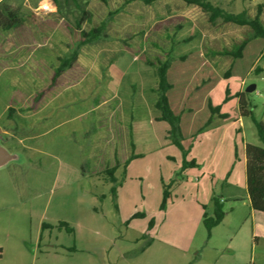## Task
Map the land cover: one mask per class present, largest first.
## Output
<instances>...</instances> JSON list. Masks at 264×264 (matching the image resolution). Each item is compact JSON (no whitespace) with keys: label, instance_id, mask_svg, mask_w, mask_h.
<instances>
[{"label":"rangeland","instance_id":"374dc122","mask_svg":"<svg viewBox=\"0 0 264 264\" xmlns=\"http://www.w3.org/2000/svg\"><path fill=\"white\" fill-rule=\"evenodd\" d=\"M57 1L55 16L31 11L44 0L26 1L21 30L35 21L39 47L26 59L0 60L2 123L4 106L24 96L42 95L48 106L21 119L25 142L23 131L2 142L18 159L0 167V264H264V213L254 217L245 175L246 144L261 142L238 102L245 93L255 120L264 121V39L235 58L230 52L251 29L211 22L184 0ZM209 1L227 12L250 7L252 16L264 3ZM103 22L99 38L81 34ZM168 57L167 97L183 148L156 107L155 67ZM251 84L255 91L246 92ZM209 104L219 109L211 122ZM131 154L140 156L124 167ZM115 164L113 183L106 170ZM165 185L171 197L158 212ZM211 196L223 198L225 216L206 247L211 233L204 223L195 232L191 204ZM191 233L193 248L184 253ZM230 243L240 247V261L221 258Z\"/></svg>","mask_w":264,"mask_h":264},{"label":"trees","instance_id":"16d2710c","mask_svg":"<svg viewBox=\"0 0 264 264\" xmlns=\"http://www.w3.org/2000/svg\"><path fill=\"white\" fill-rule=\"evenodd\" d=\"M57 2V0H54ZM145 4H150L154 0H143ZM189 4L199 5L205 12L209 13V19L211 22H215L217 19H222L226 23H233L239 27H248L251 29L252 34L248 40L241 42V44L235 48V51L230 52L235 58H240L242 56V51L246 44L252 39L263 38L264 39V3L258 4L256 7V13L254 16L250 14V7L244 8L240 13L227 12L218 6H215L209 0H184ZM1 4V0H0ZM3 5V4H1ZM113 12H110L112 15ZM85 18H81L80 22ZM23 20V14L18 10L9 8V6H0V27L3 30L11 29L12 27L18 25ZM106 22H103L99 27L92 29L91 31H82L83 37H88L87 41L91 42L94 39L102 36L105 29ZM173 59L171 57L166 58L164 61H159L155 67L157 74V88L158 92L156 107L161 112V120L166 121L170 124V131L168 132L169 137L172 142L176 144L179 148H183L180 140L181 129L179 127V117L174 113L169 99L167 97L168 91L171 89V85L168 82L169 70L172 66ZM245 93L239 96V107L241 110L240 117H251L256 130L260 146H255L250 143L246 144V177H247V192L250 199L251 209L256 211L264 212V121H257L253 117V112L251 105L245 100ZM211 115L208 122H211L214 115H217L219 109L213 107L209 104ZM129 162V161H127ZM126 162V164H127ZM125 164V165H126ZM115 167L106 170L110 176L113 183L117 182V178L113 175ZM111 192L115 195V188L111 189ZM171 194L169 190V185H165L163 191V201L160 208L165 209L166 205L169 203ZM214 206L211 214L206 212V208L203 206V225L208 230V234L211 233L212 228L220 225L224 219L225 212L223 210L224 204L220 201L218 197L213 198Z\"/></svg>","mask_w":264,"mask_h":264},{"label":"crops","instance_id":"0c3cea01","mask_svg":"<svg viewBox=\"0 0 264 264\" xmlns=\"http://www.w3.org/2000/svg\"><path fill=\"white\" fill-rule=\"evenodd\" d=\"M26 1L27 0H1V4L8 2L7 4H5V6H9V8H12L14 10H18L19 12H21L23 14V20L21 23L12 27L11 29L3 30L0 27V60H5V59L10 60V59L19 58V57H21L22 59H26L27 56L30 57L31 55H33V52L34 51L36 52V48L39 47V42L37 43V41H39L38 39H39V35L41 33L38 30L37 25L33 24V23H35V21L34 22L29 21L28 25L25 24V29L21 30V25L26 22V20H25L26 16L24 14L26 11ZM65 2H66V0H65ZM1 4H0V6H1ZM49 5L52 7H55V9H56L55 12L50 11V14L52 16H55L56 15L55 13H57L59 11L58 10L59 9V2L58 1L55 2L54 0H51V3H49ZM2 7H4V6H1V8ZM41 7H42L41 4L37 5L31 11L34 12L35 10L40 9ZM31 9H32V7H31ZM34 15L36 16V15H40V14H37V12H35ZM35 16H33V17H35ZM2 71H4V70H2ZM2 71H0L1 76H2ZM169 73H170V71H169ZM57 76H58L57 73H55L52 76L51 82L49 81L50 83H49V88L47 89V91L51 92V90L53 89L52 86L56 83V77ZM45 93H47V92H45ZM42 98H43V96L41 95L40 97H38L36 99L32 94V96H28V95L24 96V98H22V100L19 103H16L14 105L9 103L8 105H5L1 115H3L5 113L4 115L6 116L8 114V116H6V118H5L6 121L3 123L0 119V121H1L0 122V132H1V134L5 135L6 137H9L11 139V138H16L17 134L19 132L23 131L22 134H25V136H26V133H25L26 128L25 129L23 128V126H25V125L23 122H20V121L23 117H25V116L28 117L31 110H33V111L35 110L36 112H39L40 110L46 109L48 107L46 105V103H43L41 105ZM33 99L35 101V104H34ZM33 114H34V112H33ZM112 126H113V122H112ZM112 129L113 130L115 129L114 131L112 130L113 131L112 135L115 136L117 134V131H118L117 126L115 128L113 126ZM27 139H28V136L21 137L19 139V142H21V143L25 142ZM23 147H24V145H23ZM115 155H116V153H115ZM138 156H140V155L131 154L129 156V158L125 161L124 167H128L131 160L137 158ZM111 157H113V156L111 155ZM127 161H129V162H127ZM246 161H247V159H246V154H245V163H246ZM126 162H127V164H126ZM114 167H115V170H114L113 175L115 176V173L120 166H119V164H115ZM114 167H112V168H114ZM246 170H247V166H246ZM246 170H245V175H246ZM119 186H122V184H120ZM119 186H117L115 188L116 199L119 197L118 194L119 193L121 194V192H122V189L118 188ZM247 189H248V187H247V177H246L247 200H248V204L251 206ZM215 197L216 196H213V197L211 196L210 199H207L204 202L199 201V199L196 197L194 199L195 201H192L191 207L193 210L195 209L194 213H193L195 232L198 231L199 224L203 223V214L205 212L203 209V206L206 208V212L211 214L213 211V206H214L213 198H215ZM218 198L220 199V201L222 203L224 202L222 197H218ZM156 199H158V205H159L160 204L159 195L157 196ZM162 201H163V195H162ZM162 201H161V205H162ZM119 204L120 203H118V206H120ZM156 207L158 208L157 211L159 212V210H161L160 205H159V207L158 206H156ZM251 210L253 211L254 217H255V212H261V211H256L253 209H251ZM261 213H264V212H261ZM150 214L151 213H148V214L142 213V217L144 219H146L148 216L150 217ZM151 219H152V217L150 218V222H151ZM166 219H168V217ZM155 223H157V220H155ZM155 223H154V225H155ZM151 224L152 223H150V226H148V228H146V231L150 230L149 227H151ZM215 229L216 228L212 229L210 238L208 239L207 243L205 244L206 247H209V245H211V243L214 242L215 235H216ZM254 235H255V233L253 232L252 236H254ZM194 242H195V235L193 233H191L190 238L188 240H186L185 242H183L184 244L181 246V248L179 250H181L184 253H189L191 251V249L193 248ZM232 243H230V245L227 247V250L222 251L221 258H225L227 261H231V262L233 259L236 262V260H239L240 257H242V255L239 254V252L241 250H240V247L237 246V244L233 245ZM212 248H213V250H215V252L218 251L217 247L213 246ZM201 256H202V254H201ZM200 260H203L202 257H200Z\"/></svg>","mask_w":264,"mask_h":264},{"label":"water","instance_id":"95a60500","mask_svg":"<svg viewBox=\"0 0 264 264\" xmlns=\"http://www.w3.org/2000/svg\"><path fill=\"white\" fill-rule=\"evenodd\" d=\"M256 86L251 84L246 88V92L255 91ZM6 141L4 136L0 134V167L8 165L10 162L18 159V156L14 153H11L2 142Z\"/></svg>","mask_w":264,"mask_h":264},{"label":"clouds","instance_id":"9594fccd","mask_svg":"<svg viewBox=\"0 0 264 264\" xmlns=\"http://www.w3.org/2000/svg\"><path fill=\"white\" fill-rule=\"evenodd\" d=\"M42 7L45 8L46 10H49V11H52V12L56 11L55 7H52V6L49 5L48 0H44V3L42 4Z\"/></svg>","mask_w":264,"mask_h":264},{"label":"flooded vegetation","instance_id":"af4514ba","mask_svg":"<svg viewBox=\"0 0 264 264\" xmlns=\"http://www.w3.org/2000/svg\"><path fill=\"white\" fill-rule=\"evenodd\" d=\"M3 135V134H2ZM3 136H5V135H3ZM6 141H7V139H6Z\"/></svg>","mask_w":264,"mask_h":264}]
</instances>
